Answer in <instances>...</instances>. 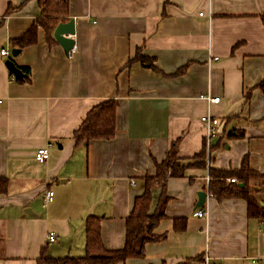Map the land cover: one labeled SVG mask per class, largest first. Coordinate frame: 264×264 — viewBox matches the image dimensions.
Listing matches in <instances>:
<instances>
[{
	"label": "crops",
	"instance_id": "1",
	"mask_svg": "<svg viewBox=\"0 0 264 264\" xmlns=\"http://www.w3.org/2000/svg\"><path fill=\"white\" fill-rule=\"evenodd\" d=\"M41 16L38 0H0V177L9 180L0 194V264L84 256L91 215L101 217L106 248H122L145 176L176 141L182 157L206 146L207 166L153 189L151 213L167 197L154 229L160 239L143 257L117 264H205L207 256L264 264V217L249 216L243 198L220 201L209 192L210 167L240 169L248 156L264 172V0H69L72 50L39 27L37 43L1 54H12L11 39ZM139 51L155 68L129 65ZM10 58L23 78L10 73ZM110 99L118 102L116 135L77 144L88 112ZM206 114L219 119L210 150ZM49 143L42 162L37 151ZM49 189L55 196L45 205ZM200 191L208 195L198 207ZM258 198L264 207V191Z\"/></svg>",
	"mask_w": 264,
	"mask_h": 264
},
{
	"label": "trees",
	"instance_id": "2",
	"mask_svg": "<svg viewBox=\"0 0 264 264\" xmlns=\"http://www.w3.org/2000/svg\"><path fill=\"white\" fill-rule=\"evenodd\" d=\"M38 2L41 6L42 16L23 35L11 39L14 48L22 49L37 43L39 27L46 30L50 42H57L53 35L54 30L58 24L69 21L67 16L69 0H38ZM22 6L23 4L9 5L6 14L9 15ZM139 60L147 66L155 68L152 60L142 55L140 51L130 59L129 65L133 61ZM184 69H181L179 73H182ZM24 70L30 73L29 68H24ZM261 86L264 87V80L261 82ZM117 106L118 102L115 99L95 105L74 132L73 138L76 143H89L93 139H112L117 131ZM231 136L240 137L243 134L237 133ZM178 142L173 143L167 157L162 162H156V173L145 176L144 192L136 197L133 210L127 218L126 238L122 248H106L102 236L101 217L91 215L86 220L87 242L84 256L52 257L41 255L37 264H117L123 263L129 258L143 257L145 245L160 239L154 233V229L165 216L163 208L167 197L164 196H162L156 211L150 212L153 189L161 186L164 190L170 178H182L186 176V171L189 168H205L207 166L206 146L192 157H182L178 154ZM209 173L212 177L209 184V192L212 196L220 201L227 198H243L248 203L249 216L264 217V207L258 198V194L264 191V172L253 169L249 164L248 156H245L240 169L210 167ZM231 177H236L237 182H229L228 178ZM254 183H257L258 186ZM8 184V178L0 177V194L7 192ZM177 228L180 229L178 225Z\"/></svg>",
	"mask_w": 264,
	"mask_h": 264
},
{
	"label": "built area",
	"instance_id": "3",
	"mask_svg": "<svg viewBox=\"0 0 264 264\" xmlns=\"http://www.w3.org/2000/svg\"><path fill=\"white\" fill-rule=\"evenodd\" d=\"M200 15H203V13H201ZM1 54L9 55L10 52L7 49H2ZM205 98L209 100L211 103H218L221 101V97H212L208 95V96H205ZM0 103H2V101H0ZM201 120L204 123V126L206 128V140L208 144V150H210L212 138L217 134V126L219 125V119L216 116H213L211 114H206L201 117ZM51 146H52V143H49L47 144V146L40 148L36 154L37 159L42 162L46 161L50 156ZM228 181L237 182V178L231 177V178H228ZM54 196H55V192L53 190L51 189L47 190L44 193V204L47 205L48 203H50L54 199ZM195 215L199 217H204L207 215V212L204 210H198L195 213ZM48 238L50 242H56L58 240L57 234L55 232H51ZM205 264H215V263H213L210 256H207Z\"/></svg>",
	"mask_w": 264,
	"mask_h": 264
},
{
	"label": "water",
	"instance_id": "4",
	"mask_svg": "<svg viewBox=\"0 0 264 264\" xmlns=\"http://www.w3.org/2000/svg\"><path fill=\"white\" fill-rule=\"evenodd\" d=\"M76 33L75 29V20L71 19L68 22H62L58 24L54 31V37L55 39L62 45L64 50L66 52H69L72 50L75 46V39L73 36ZM21 52L20 49L14 48L12 50V55L17 56ZM6 65L10 71L11 74L15 75L16 78L21 79L25 76V73L23 70L17 66L15 61L13 59H8L6 61ZM208 193L206 191H200L199 192V201L197 203V206H202L206 200H207Z\"/></svg>",
	"mask_w": 264,
	"mask_h": 264
},
{
	"label": "rangeland",
	"instance_id": "5",
	"mask_svg": "<svg viewBox=\"0 0 264 264\" xmlns=\"http://www.w3.org/2000/svg\"><path fill=\"white\" fill-rule=\"evenodd\" d=\"M10 55H12V54L10 53Z\"/></svg>",
	"mask_w": 264,
	"mask_h": 264
}]
</instances>
